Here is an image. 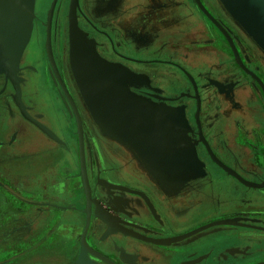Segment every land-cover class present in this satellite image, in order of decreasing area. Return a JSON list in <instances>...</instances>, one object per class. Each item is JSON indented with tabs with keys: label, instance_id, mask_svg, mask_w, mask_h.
Returning <instances> with one entry per match:
<instances>
[{
	"label": "flooded vegetation",
	"instance_id": "1",
	"mask_svg": "<svg viewBox=\"0 0 264 264\" xmlns=\"http://www.w3.org/2000/svg\"><path fill=\"white\" fill-rule=\"evenodd\" d=\"M202 2L248 70L196 0H78L76 6L78 25L99 54L145 78L132 90L185 110L204 173L168 189L129 146L103 135L87 108L70 61L72 0H36L21 59L23 105L17 84L13 99L0 72V141L6 124L20 117L28 123L11 132L9 157L0 151V246L11 248L5 252L10 259L0 256L2 264L264 263V186L240 178L264 184V48L221 0ZM49 45L62 79L55 73L54 89L41 69ZM65 88L84 127L90 212L81 148L61 96L72 108L74 127L77 114ZM32 89L37 112L25 107ZM27 135L43 139L22 150ZM26 161L39 164L12 169L13 162ZM34 172L40 178L33 179ZM226 219L236 223H222Z\"/></svg>",
	"mask_w": 264,
	"mask_h": 264
},
{
	"label": "water",
	"instance_id": "2",
	"mask_svg": "<svg viewBox=\"0 0 264 264\" xmlns=\"http://www.w3.org/2000/svg\"><path fill=\"white\" fill-rule=\"evenodd\" d=\"M247 1L249 2V0H227V3L233 8L234 11H236L243 18V20L239 21L235 17L234 18L239 23H241L248 30V32L257 40V37L254 36V34L250 31L249 27L252 29V31L255 29H259L260 26L264 28V0H253L257 2V4L255 5L250 4L252 9L248 7L249 3ZM196 2L200 6V8L226 34L228 40L230 41L234 49L237 60L246 70H248L247 67L242 63L238 50L233 42V39L228 34V32L207 10L202 0H196ZM221 2L224 4L223 0H221ZM35 3H36V0H12L9 3V6L11 7V11H14L16 12V14L18 13L20 15V17L18 18L16 15L10 18L11 25L13 27H16L18 24H20L19 26L20 28L25 27L24 28V42L22 46L20 48H15V50L17 51H14L13 45H9L8 47H6L7 54L13 59L14 65L16 66L17 75H18V70L20 67V61H21L23 52L28 42L30 41V37L32 34V30H33L34 17H35ZM20 19L24 21L22 22L23 24L19 23ZM94 42H93L94 49H93V52L92 51L91 52H92V55L95 57L94 60H96V63L98 62V64H100L101 67L113 68V69L115 67L121 68L124 71V74L132 77V79H135V80L140 79V78L144 79L143 76L133 72L125 65L118 63V62L110 61L102 57L97 51L96 43ZM257 42L264 48V43L261 44L259 40H257ZM49 57H50L55 73L57 74L58 78L62 82L57 64L51 53L50 45H49ZM5 75L8 79L12 80L15 86L13 79L10 78L6 73ZM101 76L98 74V71L94 73L93 82L96 83V81L98 82L100 81L103 84V86L107 84L106 85L107 90H109L110 92H113L112 94L117 95L118 97V107H117L118 108V123L112 117H110L109 114H107V112H111V105H108V106L106 105V107L104 106L101 108L100 105H98L94 101L90 88L87 87V85H86V88L83 87V85L79 83L76 75H75V78L77 80V83L82 91V94L85 98L87 106L96 124L99 126V128L101 129V132L104 135L112 139H115L117 141L121 140L125 143L130 144L132 147H134L136 151L138 152V155L145 162L149 171L153 174V176L164 187L168 189H177L180 186L184 185L187 181L203 175L204 163L198 157L196 146L194 143H192L193 141L189 135V131L185 130L189 122L186 117V112L183 108L170 106L165 103H158L146 96L136 93L135 91L132 90L133 86L139 85L138 82L136 81L132 83L130 82L128 83V85L126 84L124 85V83L122 82H119V81L117 82L116 80L111 79V76L108 74L104 75V77L102 76L103 78ZM20 80L21 78L19 76V83H20ZM84 86H85V83H84ZM65 90H66L67 95L71 99L66 88ZM20 91H21V85H20ZM72 104L77 114L80 148H81L82 172L84 174V183H85V189H86V194L88 198L87 210L88 212H90L91 193H90V186L88 183V179L86 177V167H85L84 149H83L84 148L83 127H82V121H81L80 115L73 101H72ZM22 113L24 114L26 118H28L29 120L37 124L51 137L58 139V137L52 130H50L47 126H45L40 121H38L36 118H34L30 113L29 114L31 117L25 115L23 111ZM165 116H168V117L170 116L169 118L171 119L167 117V120H165L166 119ZM172 116H175V117L173 118ZM102 121L105 123L110 122L113 125L118 126V137L116 135L107 133L101 125ZM145 125H150V129H154V130L153 131L150 129L147 130L145 128ZM154 135L157 136L156 140L154 138ZM154 147H161L159 150L163 148V150H165L166 152L167 150L168 151L170 150V155L174 152H181V150L187 151L190 154L192 161L190 165L188 163L189 166H183L179 168L176 166V164L179 162L175 163L173 161H170L166 157L158 155V153L156 154L152 152L151 150H153ZM213 157L227 170L231 171L232 173H235L228 166H226L222 161H220L214 154H213ZM240 178L249 185L256 186V187L264 186V184H257V183L249 182L243 179L242 177ZM222 223H236V221L234 219L232 220L226 219V220H222Z\"/></svg>",
	"mask_w": 264,
	"mask_h": 264
},
{
	"label": "bare ground",
	"instance_id": "3",
	"mask_svg": "<svg viewBox=\"0 0 264 264\" xmlns=\"http://www.w3.org/2000/svg\"><path fill=\"white\" fill-rule=\"evenodd\" d=\"M11 1L12 0H0V72H5L17 84L18 100L20 104L23 105L20 100V89H19V82H18L19 79L17 77L16 66L14 65L13 59L7 54L6 47H8L9 45H13L14 51H17L15 50V48H20L22 46L24 42V28L25 27L20 28L19 27L20 24H18L16 27H13L11 25V20H10L11 17H14L15 15L17 16V18L20 17L18 13L16 14V12L11 11V7L9 6V3ZM223 2H224L226 9L231 13L233 17H235L239 21L243 20V18L236 11H234L233 8L227 3V0H223ZM248 3H247L248 7H250L251 9H252L251 5L257 4V2L253 0L252 1L249 0ZM77 5H78V0H72L71 10H70V45H71L70 58H71L73 72H75L74 75H76L79 83L82 84L83 87L86 88V85H87V87L90 88L94 101L98 105H100L101 108L104 106L106 107V105L107 106L111 105V112H107V114H109L110 117H112L118 123V108H117L118 107V97L117 95L112 94L113 92H110L109 90H107L106 88L107 84L103 86V84L100 81L99 82L96 81V83H94L93 82L94 73L98 71V74L100 76L102 75L103 77L104 75L108 74L111 76V79H114L117 82L118 81L122 82L124 83V85L125 84L128 85V83L130 82L132 83L134 81L140 84V82L144 81L145 78L144 79L140 78V79L135 80V79H132V77L125 75L124 71L121 68H117V67H115L114 69L104 68V67H101V65L98 64V62L96 63V60H94L95 57L92 55V52L94 49L93 47L94 40L89 38L88 34L82 28H81L82 30L80 29L78 22H77V18H76V6ZM22 22L24 21L20 19L19 23H22ZM249 29L254 34V36L257 37V40H259L261 44L264 43L263 42L264 28L260 26L259 29L254 28L255 30L253 31L250 27ZM84 83H85V86H84ZM167 117L168 116H165L166 118L165 120H167ZM172 117L174 118L175 116H172ZM102 122H101V125L107 133L116 135L118 137V126H115L110 122H107L108 124L105 122L103 123ZM145 128L147 130L150 129V125H145ZM150 130L153 131L154 129H150ZM185 130L191 131L192 128L188 124ZM154 138L156 140L157 136L154 135ZM160 148L161 147H154V149L151 151L156 154L158 153V155L166 157L167 159L175 163L179 162L176 164V166L179 168L183 166H189L192 161L191 156L187 151L181 150V152H174L170 155V150L169 151L167 150L166 152L165 150H163V148L159 150Z\"/></svg>",
	"mask_w": 264,
	"mask_h": 264
},
{
	"label": "rangeland",
	"instance_id": "4",
	"mask_svg": "<svg viewBox=\"0 0 264 264\" xmlns=\"http://www.w3.org/2000/svg\"><path fill=\"white\" fill-rule=\"evenodd\" d=\"M35 9H36V3H35ZM35 17H36V12H35ZM35 17H34V19H35ZM241 24V23H240ZM242 25V24H241ZM243 26V25H242ZM32 35V34H31ZM89 37V36H88ZM31 38V37H30ZM90 38V37H89ZM29 43V42H28ZM28 45V44H27ZM26 49V48H25ZM25 51V50H24ZM24 53V52H23ZM53 55V54H52ZM23 56V55H22ZM22 59V58H21ZM55 59V58H54ZM71 61V60H70ZM71 67H72V64H71ZM41 69H42V73L44 74V76H46L49 80H50V82H49V85L52 87V89H54V87L55 86H57V80H56V76H55V71H54V68H53V66H52V63H51V60H50V57H49V55L47 56V58L46 59H44V61L43 62H41ZM72 70H73V68H72ZM5 75V74H4ZM18 75L20 76V78H21V80H20V84H21V81L23 80V73H22V67H21V61H20V67H19V70H18ZM6 76V75H5ZM73 76H74V78H75V75H74V72H73ZM7 78V77H6ZM25 79V78H24ZM7 80L11 83V85H12V87H13V94H12V97H13V99H15V95H16V88H15V86H14V84H13V82H12V80L11 79H8L7 78ZM31 81H33V80H31ZM75 81H76V84H77V86H78V88H79V90H80V94H81V96H82V98H84V96H83V94H82V91H81V89H80V87H79V85H78V83H77V80H76V78H75ZM30 82V81H29ZM30 87V86H29ZM31 92L33 93V89H32V91H28V95H29V98L31 99L29 102H28V105L26 104V107L28 108V109H34L36 112L39 110H41L40 108H39V102L37 103V101H36V99H35V97L34 96H32L31 95ZM1 96V95H0ZM5 96H1L0 97V101L1 100H3V99H5L4 98ZM61 98L64 100V103H65V105H64V108L67 110V114L69 115V126L71 127V132H72V135H73V137H74V139H75V143H76V146H78V147H80V139H79V128H78V121L76 120V124H75V127H74V125H73V123H72V118H73V116H74V113H73V111H72V108H71V106H70V104H69V102L64 98V96L62 97L61 96ZM85 99V98H84ZM17 104V103H16ZM88 108V107H87ZM89 109V108H88ZM90 111V110H89ZM91 113V112H90ZM20 114L21 115H23V113H21V111H20ZM92 115V114H91ZM8 116H12V114L9 112V114H8ZM15 116L17 117V114H16V110H15ZM25 117V116H24ZM93 117V116H92ZM18 118V117H17ZM28 119V118H27ZM94 119V118H93ZM95 121V120H94ZM96 123V122H95ZM28 124V123H27ZM26 122L23 120V118H21L20 117V119H19V121L17 122V123H14L12 126L10 125H7L6 124V126H4V128L2 129V131H3V137H2V141H0V151H5L4 153H6L7 154V156L9 157V154H8V149L9 148H7L9 145H10V143H9V137H10V135H11V132L12 131H14L15 129H23L26 125ZM25 125V126H24ZM37 125V124H36ZM82 127H83V124H82ZM42 129V128H41ZM43 130V129H42ZM44 131V130H43ZM22 133V132H21ZM40 133V132H39ZM44 133H46L45 131H44ZM47 135H49L48 133H46ZM83 134H84V127H83ZM21 135V134H20ZM19 135V136H20ZM50 136V135H49ZM23 137V136H22ZM22 137H20L19 138V140L22 138ZM51 137V136H50ZM33 138V140L27 135L25 138H23L22 139V142H20V146L21 147H24V148H22V150H24L25 148H28L29 146H31L32 144H39L40 143V140H42L43 139V137L42 136H36V137H32ZM52 138V137H51ZM16 139H17V137H16ZM54 139V138H53ZM18 140V141H19ZM40 158H41V156L39 157V155L38 156H36V159H38V160H40ZM9 160V158H7L6 159V162ZM26 160H27V158H26ZM37 164H39V161H37V162H34V163H31V162H25L24 164H18V162H13V165H15L16 167H14V168H12L13 170H16V171H18V172H24L25 170H27V168H30V166H33V165H37ZM18 165H20L21 167H18ZM34 167V166H33ZM37 170V169H36ZM36 170H35V172H36ZM34 172V177H33V179H37V178H40L39 176H35V175H37L36 173ZM31 179V178H30ZM16 205H18L17 203H16ZM15 213V212H14ZM16 213H18V212H16ZM4 261H0V264H2Z\"/></svg>",
	"mask_w": 264,
	"mask_h": 264
},
{
	"label": "crops",
	"instance_id": "5",
	"mask_svg": "<svg viewBox=\"0 0 264 264\" xmlns=\"http://www.w3.org/2000/svg\"><path fill=\"white\" fill-rule=\"evenodd\" d=\"M134 91V90H133ZM144 96V95H143ZM101 130V129H100ZM103 134V133H102ZM104 135V134H103ZM106 136V135H105ZM108 137V136H107ZM110 138V137H109ZM115 140V139H114ZM117 141V140H116ZM119 142H121V143H123V144H125V145H127V146H129L132 150H133V152H134V154H135V156L144 164V166L146 167V169L149 171V169L147 168V166H146V164H145V162L142 160V158L138 155V153H137V151H136V149L134 148V147H132V146H130V144H128V143H125V142H123V141H121V140H118ZM150 172V171H149ZM150 174L153 176V174L150 172ZM154 177V176H153ZM154 179L156 180V181H158L155 177H154ZM159 182V181H158ZM160 183V182H159ZM161 184V183H160ZM162 185V184H161ZM8 249H11L10 248V246H0V251H1V253H0V256L1 255H4L3 256V258L4 259H6L7 257L10 259L11 257H10V253H8V254H5V252H7V250ZM4 263V262H3ZM78 264H83L82 263V261H80Z\"/></svg>",
	"mask_w": 264,
	"mask_h": 264
}]
</instances>
